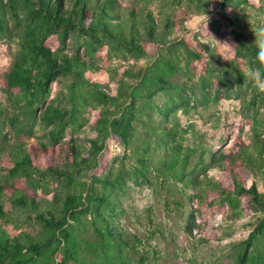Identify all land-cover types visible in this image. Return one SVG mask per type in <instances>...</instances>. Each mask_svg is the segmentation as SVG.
<instances>
[{"label": "trees", "instance_id": "trees-1", "mask_svg": "<svg viewBox=\"0 0 264 264\" xmlns=\"http://www.w3.org/2000/svg\"><path fill=\"white\" fill-rule=\"evenodd\" d=\"M239 4L260 7L256 0H223L219 18L210 17L200 26L201 37L217 38L226 54L232 55L227 65L207 60L201 68L199 79L206 99L213 89L215 101L224 94L223 86H227L225 92H229L232 72L237 81L243 82L242 68L232 66L235 59L242 58L249 67H256L255 30L261 27L249 30V25L243 23L244 13L235 16L226 13ZM196 5L211 15L210 0H196ZM8 15L15 21L14 28L10 26ZM182 25V20L169 15L158 20L148 8H123L119 0H0V36L8 32L10 37L18 35L20 38L19 56L11 69L4 73L0 67L2 91L31 106L36 99H46L58 78L72 76L75 79L68 90L72 106L68 108L53 100L42 114V120L50 127L52 145L42 141L23 142L8 155L13 160L5 161L10 171L26 178H32L33 172L40 178L50 174L62 189H56L52 200H36L23 189L0 185V216L7 214L3 197L8 194L17 207L27 211L43 227L36 236L24 233L11 237L0 226V264H128L125 250L130 244L124 229L115 224L114 219L123 210L119 197L130 176L150 180L146 155L149 148L137 154L141 167H128L123 162L119 168H109L107 141L113 138L129 148L138 137V124L155 138L154 148L165 153V161L156 170L160 175L178 178L186 189L202 184L200 178H186L185 165L179 166L178 156L185 140L182 131L177 124L168 128L162 123L168 122L178 111H187L191 101L185 86L173 77L180 74L192 79L196 64L205 59L202 52L191 46L190 40L168 39L170 34L184 29ZM75 32H85L97 42L105 38L122 51L140 58L152 57L153 61L139 68L130 67L121 75L117 69L109 72L93 61L83 60L79 53L70 56L63 52L69 34ZM50 36H56L61 44L56 49L46 43ZM3 54L0 43V56ZM112 80L118 83L116 95L108 92ZM84 87L88 97L100 108L95 110L90 123L96 136L89 140L90 147L83 155L75 139L63 145L62 138L75 117L76 92ZM159 93L168 95L163 107L154 100ZM143 109L156 110L162 122L154 123V118ZM101 154H104L101 170L93 172L90 181L80 180L85 170L97 165ZM206 167L218 169L220 177L214 181L216 188L234 208L243 201L245 208L253 203L262 210L263 216L243 240L235 261L236 264H264V252L256 245L264 237V192L259 190L256 178L247 185L249 172L254 177L264 178V138L252 145L241 143L236 150H219ZM85 221L89 222L96 238L92 250L98 256L91 259L85 256L83 242L74 229ZM197 227L196 216L191 211L185 231L191 236Z\"/></svg>", "mask_w": 264, "mask_h": 264}, {"label": "rangeland", "instance_id": "rangeland-1", "mask_svg": "<svg viewBox=\"0 0 264 264\" xmlns=\"http://www.w3.org/2000/svg\"><path fill=\"white\" fill-rule=\"evenodd\" d=\"M119 2L123 8H148L158 20L166 15L175 20H182L184 29L170 34L168 39L190 40L191 46L202 52L205 58L196 64L197 71L192 79L180 74L173 77V80L185 86L190 96L187 111H178L164 123L156 110L143 109L154 118V123L162 122L167 124L168 128L177 124V128L185 137L184 147L178 156L179 166L184 164L186 178H200L203 181L201 185L186 189L185 183L178 178L160 175L156 170L165 161V153L154 148L155 138L147 134L140 124L137 125L138 137L129 148L113 138L107 141L109 168H119L123 162L128 167H141L137 154L149 148L146 155L149 157L150 180L130 176L119 197L123 210L121 215L114 219L115 224L124 229L126 240L130 244L125 250L128 264H236V256L242 242L249 237L263 216L262 210L253 203L245 208L243 201L239 203L238 208H234L214 183L219 180L220 172L217 168H207L206 165L211 156L219 150H236L241 143L252 145L259 138H264V93L246 79L250 67L245 61L242 58H233L235 60L232 66L242 68L243 82L237 81L235 73L232 72L229 92L226 93L227 86H223L224 94L219 101H215L214 89L208 99L204 97L199 79L203 65L207 60L227 65L232 59V55L226 54L217 38H203L199 35L200 26L205 20L210 17L219 18L223 10V0H210L211 15L199 9L196 0ZM256 2L260 4L259 8L239 4L234 10H226V13L230 16L244 13L243 23L249 25V30L257 26L264 28V0ZM8 17L11 28H14V19L10 15ZM19 41L18 35L10 37L8 32L3 37L0 36V43L5 51V54L0 56V67L4 73L11 69L19 56ZM46 43L53 49L61 45L56 36H50ZM62 50L70 56L79 53L83 60L93 61L109 72L114 73V69H117L116 72L120 75L130 67L139 68L153 61L152 57L140 58L122 51L105 38H102L101 42L93 41L85 32L70 33ZM182 60L184 64V55ZM126 80L135 82L133 79ZM213 80L218 82L216 77ZM74 81L72 76L58 78L52 84L46 99H36L31 106L17 97L10 98L0 86V185L23 189L29 195L35 196L36 200H52L56 189H62L57 179L50 174L40 178L39 174L33 172L32 178H26L20 173L10 171L5 161L13 160L8 155L16 151L17 145L23 142L31 144L42 141L52 145L49 137L50 127L42 120V114L53 100L62 102L68 108L72 106L68 90ZM117 91L118 83L110 81L108 92L116 95ZM76 95L78 99L75 117L63 135L62 144L75 139L82 147L84 155L90 147L89 140L96 136L90 123L95 110L100 107L88 97L85 87L77 91ZM154 100L163 107L168 95L159 93ZM57 147L58 145L55 148ZM103 156L104 154L99 156L94 168L83 172L84 176L80 180L90 181V175L101 170ZM254 178L259 190L264 192V178L261 175L254 177L249 172L247 185L250 186ZM3 200L7 214L0 216V226L11 237L24 233L36 236L42 231L43 227L27 211L17 207L8 194ZM191 211H194L198 227L190 236L185 230ZM74 229L83 242L85 256L90 259L97 257V252L92 250L96 238L89 222L85 221ZM256 245L264 252V237H261Z\"/></svg>", "mask_w": 264, "mask_h": 264}, {"label": "clouds", "instance_id": "clouds-1", "mask_svg": "<svg viewBox=\"0 0 264 264\" xmlns=\"http://www.w3.org/2000/svg\"><path fill=\"white\" fill-rule=\"evenodd\" d=\"M255 33L257 44L256 67L249 68L246 79L253 83L261 93H264V28L255 30Z\"/></svg>", "mask_w": 264, "mask_h": 264}]
</instances>
